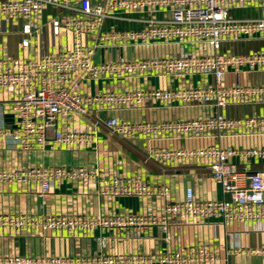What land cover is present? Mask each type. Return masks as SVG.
<instances>
[{"label":"built area","instance_id":"2783aa9c","mask_svg":"<svg viewBox=\"0 0 264 264\" xmlns=\"http://www.w3.org/2000/svg\"><path fill=\"white\" fill-rule=\"evenodd\" d=\"M47 7L62 9L59 26L71 35L68 50L37 58H0V90L15 93L8 112L13 128L0 127V144L7 141L21 151H44L51 143L67 150L87 149L97 133L64 125L75 117L94 116L110 134L124 140H207L264 133V115L174 118L128 122L118 117L98 118L107 109L155 106H213L224 110L239 104H264V83L225 86V74L264 72V50L245 54L225 53L222 43L264 40V0H0V21L20 20L21 45H29L36 17ZM246 10L248 15L237 12ZM175 46L176 50L143 58L116 57L125 47ZM185 47L187 49H185ZM114 50L115 56L106 57ZM102 59L95 62L97 53ZM213 78L205 86L180 85L175 89L104 90L81 94L82 81L134 79L138 77L184 79ZM146 161L157 164L202 163L220 186L222 199L195 198L191 187L181 199L170 201L166 184H151L139 177L105 175L85 166H41L9 169L0 167V185L34 186L47 199L59 181L93 188L99 197L155 198L159 212L136 214L27 216L0 213V231L62 232L86 235L95 229L137 236L158 226L166 230L171 218H220L230 222L264 220V172H246L251 161H264V147L202 146L150 147ZM244 168L240 171L238 165ZM263 254L264 251H251ZM217 254L208 245L188 246L163 254L81 256L74 258L0 257V264H216Z\"/></svg>","mask_w":264,"mask_h":264},{"label":"crops","instance_id":"0c3cea01","mask_svg":"<svg viewBox=\"0 0 264 264\" xmlns=\"http://www.w3.org/2000/svg\"><path fill=\"white\" fill-rule=\"evenodd\" d=\"M102 2V0H92ZM62 9L47 7L36 17V28L29 37V45L23 47L21 41V21L3 19L0 21V58H37L57 50H68L71 35L59 26ZM239 16L248 15V11L237 12ZM185 49H187L185 47ZM264 50V40H234L222 43L225 53L245 54ZM176 50L175 46H139L125 47L116 52V57L143 58L161 55ZM112 58V55L106 54ZM213 78L197 76L184 79L169 77L117 80L82 81L80 93L94 94L104 90H129L135 88L175 89L180 85L205 86L212 84ZM225 86L244 84H263L264 72L239 75L225 74L219 81ZM15 93L0 90V127L13 128L14 117L8 112ZM223 112L228 117L264 115V104H239L228 106L224 110L213 106H155L146 104L140 108L107 109L98 113V118L118 117L124 121H160L174 118H196L214 116ZM94 116H79L64 125L80 131H96L97 141L87 149L67 150L51 143L44 151H21L5 141L0 144V167L20 169L41 166H85L97 169L105 175H126L141 178L151 184L163 183L169 186L170 201L183 197L185 188L191 187L196 199H222L220 186L213 179L209 169L202 163L184 162L179 164H157L146 161L145 153L150 147L202 146L213 144L222 147H264V133L256 135L215 136L207 140H147L135 138L124 140L110 135ZM244 168L241 164L238 169ZM246 172H264V161H251L245 165ZM34 186L0 185V213L23 214L31 217L47 214L64 215H111L136 214L144 211L159 212L162 201L155 198L137 197H99L94 189L84 188L76 182L59 181L50 191L47 199L37 195ZM208 245L217 256L216 264H264V220L257 222H230L220 218L202 220L171 218L165 231L155 226L137 236L122 232L95 229L86 235L62 232L21 231L14 234L0 231V257L19 255L25 257L74 258L81 256L107 255L126 257L132 254H163L188 246Z\"/></svg>","mask_w":264,"mask_h":264},{"label":"water","instance_id":"95a60500","mask_svg":"<svg viewBox=\"0 0 264 264\" xmlns=\"http://www.w3.org/2000/svg\"><path fill=\"white\" fill-rule=\"evenodd\" d=\"M110 52L112 53V57H114L115 56L114 50H110ZM102 54H103L102 52H99V53L96 54L95 62H98L100 59H102Z\"/></svg>","mask_w":264,"mask_h":264}]
</instances>
